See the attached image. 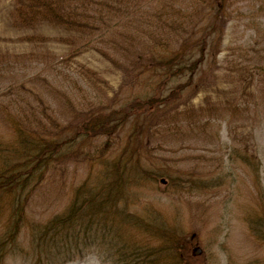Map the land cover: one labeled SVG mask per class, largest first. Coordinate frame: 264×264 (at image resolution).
Listing matches in <instances>:
<instances>
[{
  "label": "rangeland",
  "instance_id": "374dc122",
  "mask_svg": "<svg viewBox=\"0 0 264 264\" xmlns=\"http://www.w3.org/2000/svg\"><path fill=\"white\" fill-rule=\"evenodd\" d=\"M23 1L0 0V103L16 99L25 109L31 102L39 112L48 108L62 128L64 118L73 117L64 103L66 96L76 106L87 102L118 106L130 96L121 69L109 59L113 47L123 43L116 39L86 45V31L83 35L77 26V21L90 17L89 28L93 17L97 27L112 22L109 34L116 36L129 15L123 6L112 10L102 7L107 0H58L65 12H72L66 14L71 22L67 28L53 19L25 26L17 17ZM132 1L107 2L118 6ZM141 1L147 14L158 0ZM168 1L190 6L197 19L196 0ZM226 18L217 53L194 76L196 92L186 99L187 91L179 104L167 106L144 139L139 166L128 176L122 203L150 215L146 224L153 227L145 231L134 225L126 234L133 233L136 240L147 237L144 240L156 247L162 236L153 233L155 228L179 231L191 264H264V0H230ZM232 105L237 106L234 113L229 110ZM224 112L230 118L222 117ZM201 115L210 118L206 126L204 118L199 121ZM130 124L108 149L101 136L75 147L77 156L41 169L43 176L23 193L28 199L26 219L17 244L27 258L17 252L6 264H59L51 243L39 246L33 241L31 224L61 212L79 184L111 176H105L106 168L120 158ZM4 127L0 116V133L9 138ZM134 159L137 156L128 165ZM154 170L167 174L155 178L148 174ZM196 246L201 251L194 255ZM86 252L63 264H116L105 257L102 247ZM185 262L180 260L189 263Z\"/></svg>",
  "mask_w": 264,
  "mask_h": 264
},
{
  "label": "trees",
  "instance_id": "16d2710c",
  "mask_svg": "<svg viewBox=\"0 0 264 264\" xmlns=\"http://www.w3.org/2000/svg\"><path fill=\"white\" fill-rule=\"evenodd\" d=\"M107 1L102 7L116 10L123 6L126 14L129 13L120 22L124 30L111 36L108 27H112V22L97 27L93 17L94 25L89 28L90 17L77 21V26L83 35L86 31V45L116 39L119 44L123 43L121 47H113L109 59L119 66L124 84L131 88L125 101L118 106L91 102L76 106L66 96L64 103L73 117L64 118L66 123L62 128L54 116H49L48 108L43 107L39 112L32 108L31 102L25 109L16 99L0 103V116L9 131V138L0 133V224L5 223L0 225V264H6L7 258L17 252L27 258V252L24 254V249L17 244L26 219L28 199L23 193L26 187H34L32 183L40 180L41 169L46 170L54 161L77 156L79 151L75 152V147L85 141L96 142L101 136L106 139L103 147L109 148L129 122L131 127L119 151L120 158L106 168L105 176H111L79 184L61 212L31 224L32 239L39 246L51 243V254L59 264L98 247L116 264H162L160 260L166 259L169 262L163 261L164 264H180V260L191 264L192 256L185 249L186 242L179 231L162 226V230L155 228L153 233L162 236V242L156 247L144 240L147 237L136 240L133 233L126 234L134 225L145 231L153 225L146 224L150 215L127 209L122 203L123 193L131 170L139 166L138 155L145 137L151 133L152 123L157 121L155 117L166 114L165 108L173 106V101L179 104L185 92L189 91L186 99L196 92L198 82L194 76L203 71L204 64L218 51L230 0H196L193 7L197 19L191 16L190 6H176L168 0H158L148 6L147 14L141 10L144 3L141 0L118 3V6ZM21 4L17 17L25 26L42 19H53L66 28L71 23L66 14L72 12H65L58 0H24ZM102 18L101 15L98 20ZM105 35L109 37L103 39ZM229 110L234 113L237 106ZM206 115H201L199 120L204 118V126L210 120ZM221 116L230 118L227 112ZM134 156L137 159L128 165ZM148 174L157 178L167 173L154 170Z\"/></svg>",
  "mask_w": 264,
  "mask_h": 264
},
{
  "label": "water",
  "instance_id": "95a60500",
  "mask_svg": "<svg viewBox=\"0 0 264 264\" xmlns=\"http://www.w3.org/2000/svg\"><path fill=\"white\" fill-rule=\"evenodd\" d=\"M200 251H201L200 247L196 246V247L193 248L192 253L195 255V254H199Z\"/></svg>",
  "mask_w": 264,
  "mask_h": 264
}]
</instances>
